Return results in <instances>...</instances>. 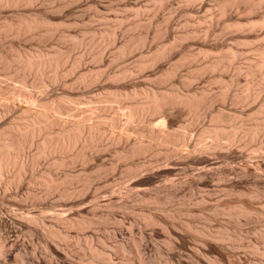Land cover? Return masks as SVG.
Here are the masks:
<instances>
[{
	"label": "bare ground",
	"instance_id": "bare-ground-1",
	"mask_svg": "<svg viewBox=\"0 0 264 264\" xmlns=\"http://www.w3.org/2000/svg\"><path fill=\"white\" fill-rule=\"evenodd\" d=\"M37 1L38 0H0V7L1 6L3 7L4 6H10V7L17 6L21 3L25 5H31L35 2L37 3ZM43 1H47L48 3V2H54L56 0H43ZM58 1L65 2L67 0H58ZM197 1L200 2L198 3L199 5L197 4L198 5L197 12H199L205 7L207 9V6H208L207 2L209 0H183L182 10H180L179 12L182 11L183 13L185 12L188 13L190 7L189 9H187V6ZM150 2H152L154 6L161 4L160 0L159 1L151 0ZM181 3L182 2H180L179 4ZM125 4L127 3L125 2ZM50 5L53 6L52 4ZM65 5H68V4H65ZM127 5H126V8H127ZM213 6L215 7V11L217 12L216 18L218 16V19L222 20L221 22L217 20H216L217 21L216 23L210 22L211 24L207 27L206 31L204 30L205 32L202 33V35L201 33L200 34L198 33L201 29L200 30L198 29L199 30L198 32L195 31L196 27H194L195 29L193 31H191L192 28L191 30H189L190 28L187 29L190 32L188 31L185 33L184 31V35L182 36L179 35V37L174 36L175 35L174 33L175 30H174L173 32L174 35L171 33V35H173V38L170 37L171 38L170 41L173 42V44H169L170 41L168 43L169 46H165V44L163 46L160 43V45L158 44L160 47H158V49L156 48V51L158 50L157 51L158 53L157 52L154 53L152 51L155 54L153 61H157V60L159 61L160 59L162 61V59H165L169 56L171 48L173 47L175 43L179 41L185 42V40L187 41L188 39H195V40L198 39V42H200L202 46L203 45L208 46L209 49L211 50H206L208 49L207 47L203 49L201 45H200L201 47L198 45V43L195 44V45H198V47L203 50L199 52L197 51V53L190 52V54H183V55L181 54L182 62L177 61L178 63H175V66L169 72H167L170 69V67L168 66L169 69L165 70L166 73H164V75H162L163 71H161L162 73L161 76H163V78L161 79H165V78L167 79L168 77L174 75L176 71H178L177 68L178 67L180 68L179 64L186 62V61L190 62V60L193 61L197 59L198 57L199 58L202 57L204 59L203 60L201 58L203 60V63H201L202 62L201 60L200 62L201 64L195 68V70L193 71L194 73L193 75L195 76L196 74L202 75V73H206V72H210L211 74L215 72L217 73L219 72V75H215L212 77V80H213L212 82L218 83L220 85V91L217 92L216 94L214 93L213 95L208 94L209 91L197 93L199 92L198 90H196V92L194 91V93H191V94L190 93L182 94L180 93L181 91L177 92L175 90L168 91V92H165V90L164 91L160 90L161 91L160 92L159 90L157 91L153 89H145V90L139 89V91L138 90L136 91L133 88H132L133 90L131 89L129 91H126L124 89L125 90L124 91L123 89H120L121 88L120 86H117V87L114 86L115 84H119L125 79L127 80L128 77L133 76V73L129 69L124 70L123 68L122 72L118 71V73L116 72V73L110 74L111 72L109 71V74H107L106 76H105L106 73H104V77H106V80L114 85L111 87L105 86L106 88L104 87L102 92L100 91L99 93L97 92L95 94H93L92 92L93 95L91 94L89 96H86L85 94V96L82 95L81 98H74L73 96L69 97L68 96L69 94L66 96L62 95L61 97H59L58 95V97H55L59 93L57 92L55 93V91H51L52 96H54L55 99L50 100V98H44L45 96H47V93H49L48 92L49 88L58 83L62 84L61 82L65 80V74H64L65 70L63 73L62 71H60V68L68 60V56L66 54L59 52V50L57 51L55 50L54 52L51 51L52 53L48 51H44V50L43 51L37 50L36 52L33 51V53H25L19 50L16 51L17 49L14 50L15 52H12L10 56H7V55L5 56V55L0 54V70L3 69L6 72V70H10L13 68L14 70L10 71L12 72L11 74L13 73L19 74V75L20 73L22 74V76L18 78L20 79L19 81L20 85L18 84L19 85L18 87H15L17 83L14 84L15 86L12 84L13 83V80H12V82L11 83L9 82V85H7L8 87L6 86L7 91L10 90V92L6 91L3 93L2 90H0V97H1L0 100L3 102L0 107V122H1L0 124L1 125L0 126L1 128L0 129V199H3L2 198L3 196L10 197L11 200L10 198L8 199L6 198L7 200H10V204L14 206H18L21 209L23 208L24 204L26 205L29 201L30 202H33V201L40 202L42 201V199L47 200L48 197L50 198V196H53V195H56L55 197H57L59 201L64 202V203L57 204L59 202L57 200L54 202H50V201L46 202L44 200L46 203L44 204L45 207L43 206L44 207L43 210L46 211L44 214L48 212V217H47L48 219L47 218L45 219L43 217L44 215L43 216L41 215V217L43 218L35 216L34 215L35 213L32 214L30 211L23 212L21 214V219H24L23 221L26 222V224L28 225L27 227L29 228L32 227L31 229H33L34 231L38 230L39 232H41V234L45 238L53 239L52 237H55L62 241H66L67 235L63 233L64 231L68 229L71 230V228L82 230V229L88 228L87 226L90 227L92 222L85 219V215L86 214L88 215L89 213L90 214L97 213V215L99 213L101 217L102 216L106 217L109 214L114 215L115 213L113 212H116V213L122 212V214L125 213L128 215L132 213L135 214L136 210H138L136 213L140 211L143 216H146V218L148 217V219H151V221L157 215H158L157 217L160 218V216L163 213H165L166 210L168 211V208H166V210H164L165 208H163L165 203H167L171 198L174 197L175 192L177 193V191L180 190L179 189L180 187L184 185H188L191 188H193L194 186L196 187L197 185H199V182H201V179L208 176L209 174H216L220 178L227 176L226 172L224 173L223 171L220 170L219 163L216 160H214L215 158H212L211 156L212 151L218 150L220 152L221 149H226L228 152L230 151L232 146L235 147L234 145L242 144V143L244 144L252 143L254 141H257V139L260 138V136L264 135V0H216ZM197 12H195V14H197ZM29 17L30 16L27 17L28 19H22L20 21L18 20L19 22L17 23L13 22L15 24H11V23L7 24L8 23L7 22L5 26L1 28L0 33H2L3 35H12L14 37L16 36V38L17 36L21 37V35H25V34H29L30 37L34 35H38L40 36V38L43 36L51 37V35L58 33L57 25L52 23V22H55L54 20H52L51 22L50 18L49 20L46 18L37 19L34 16H31L34 18H31V17L29 18ZM212 18H214V16ZM192 19H193V16H192ZM212 20L214 21V19ZM203 21L205 22V20ZM119 23H122V21ZM60 24L63 25V22ZM171 24H172V21H171ZM65 25L67 24H64V26ZM219 27H220V30L226 33L227 35H229L231 39L236 40L238 45H235V46L229 45L231 47H227L228 45H226L224 40L223 41L214 40L211 42L208 41L207 40L209 39L208 37H210V35L213 36V33L216 30H218ZM158 28L156 27L155 29H158ZM173 29L174 28H171V30ZM168 30H169V27H168ZM116 31L117 29L111 30L109 33H107V31L105 30V33H107V36L110 37L108 39L111 41V43H113V40L115 39L116 35L119 36V34H116ZM61 32L59 33L61 37L67 38L68 35L66 34L68 32L67 33L65 32L66 34H64V32L63 34H61ZM155 32H157V30L154 31V34ZM181 34H183V31ZM222 34H220V36ZM150 37H154V35L153 36L150 35ZM214 37L216 39V36ZM130 38L132 37L130 36ZM148 38L149 37L146 34L143 36V38L141 36L142 42H139V43L136 42L137 43L136 45H132L134 42H132L131 45L129 44V42H127L124 44L123 47L120 46V48L118 49L115 47L118 50V56L120 57V59L122 58L121 56L125 54V51L129 53L132 49H135L143 45L144 43H146L148 41L147 40ZM224 38L225 36H223V39ZM130 40L132 41V39ZM151 40L150 42H152ZM83 41H84V38H83ZM107 44L109 43H106V45ZM239 45H241L242 47H240ZM183 46L185 45L183 44ZM143 47L141 48L143 49ZM147 49H149V47ZM245 51L246 52L248 51L251 55L249 57L245 56V59L243 58L244 62H241V60H243L241 58L244 55H246ZM132 54H133V51H132ZM126 56H128V54ZM123 58H125V56ZM151 59H149V64L152 61ZM142 60H145V59L143 58ZM75 61H78V60H75ZM142 62H139L141 63L139 65L140 66L139 68L143 66L144 68H146L145 65H142ZM78 63H81V62H77L76 64ZM196 63H198L197 60H196ZM196 63H193V65ZM73 64H75V62ZM154 65H156V63ZM171 65L172 63L170 64V66ZM65 69H69V67L68 68L65 67ZM134 71L136 70L134 69ZM225 71L231 72L229 74L228 81L226 80V78L225 80L224 78H222V75H223L222 73ZM190 72L192 73V71ZM81 73H85V72H81ZM74 74L72 75L74 76ZM32 75L36 78L32 80H37V84L35 88L38 89L40 94L45 95L42 98L40 94H38L37 96L34 93L32 94V92L30 91L29 92L25 91L27 90V88H25L26 82H28V81H25L26 77L27 76L32 77ZM79 75H78L79 77L77 76L78 78L75 80V83L84 84L85 85L84 87L86 88L88 86V81L86 80L87 76L84 77V75H81V74ZM208 76H210V74ZM12 77H10V80L12 79ZM210 78L211 76L207 79H210ZM241 78H243L244 82ZM6 79H7V76H6ZM91 79H92V76H91ZM240 79L244 83L243 85H240L241 84ZM32 80H29V82ZM129 83H130V80H129ZM6 84L7 83H5V85ZM66 85H63V87ZM215 85L217 86V84ZM70 88H72V84L70 85ZM87 90L88 89H86V91ZM68 91H69V88H68ZM6 93L8 96L6 95L7 97H4ZM10 94L12 95L10 96ZM18 99L19 101L20 99H22L23 102L25 100L27 104H24V106L20 105L19 107L16 106V102ZM214 103H217V105L218 103H220L222 108L219 109L220 105H218V109L216 107L217 111L216 112L214 111L215 113H212L213 111L211 112L210 118H209L210 121H208L209 125H207L206 127H202L198 130L199 132L197 133L198 134L197 141L192 142V140L189 139L188 135L186 134L185 132L186 130H183L182 132L177 133V134L173 132L172 126L170 127L171 124L169 125V119L172 117V112L175 109H179V111L181 110L185 111L187 115L189 114L193 115L195 121H197L204 111L208 110V108H212L211 106H213ZM226 104L227 105L230 104V106L233 105V106H240V107L242 105H246L247 112L246 111L245 112L247 114L245 112L243 113L247 115V119H249L251 124L246 125L245 123L246 126L242 125L243 118L245 117L244 115L241 114L242 112L240 114L238 112H236L238 114L235 113L236 115H240V116L242 115L241 118L244 116L242 118V121L240 120L238 121L241 123V125H237L239 124L237 121H236L237 124L234 123L235 120L239 119L240 117L236 116L235 114L230 115V114H233L231 113L232 111L230 112V110H229V113H227L228 111L226 112V109L224 110V108L226 107ZM12 112H13V115L15 112H20V115H18V117L14 116V118L12 119L8 118L9 121L6 120L7 122H5L4 118L8 116V114L10 115V113ZM202 115H205V113ZM195 117L197 118V120ZM3 119L4 121L2 122ZM192 119H190L189 121H192ZM185 128L186 126H184V129ZM260 141H264V139L260 138ZM259 143H258L259 148L264 151V143L262 142H259ZM117 146H118V149H116ZM238 146H241V145H238ZM111 147L113 149L115 148L112 151L113 152L112 162L110 163L108 162L109 164L107 163L106 165H104L105 162L103 159H105L106 157L103 158L104 156L103 154L105 151L107 152L108 149H110L111 151L112 150ZM163 150L164 152H162ZM161 152L164 155L163 162L157 161L155 164H153L152 162H149L148 160H147L148 162L146 160H145L146 162H138V161L137 163H133L134 161L130 162L136 157L147 156L149 154L150 156L152 154L159 155V154H162ZM224 152L226 153V151ZM259 152L261 153V151ZM173 157L175 158V160L177 159L179 163H176V164L170 163L172 167H168V168L167 166L164 167L165 166L164 164L166 163V161H168V159L173 161L171 159ZM225 157H227V153ZM232 158H235V155ZM40 161L46 162L47 168L45 169V171L43 170L44 172L42 171L43 173H41L38 176H35L33 175V172H35V169L40 164ZM96 161L99 163L96 164L97 163ZM93 163H95V166L91 167L92 168L91 170H93V172L89 170L90 173L87 174L88 165L89 164L94 165ZM119 163L125 164L124 172L133 176V179L132 180L130 179V181H125V182H124V179H122L123 181L119 179L118 180L119 182H116L117 180L115 182L113 181L115 184L112 185V182H109L110 176L109 177L107 176L111 172L113 174V172L117 170V167L120 166ZM188 163H191L194 166H197V168L193 170L194 173L190 172V173H187V175L185 176L188 178V180H185L186 178H183L182 180V178L167 179L165 177L173 173L175 175L177 173L176 171L180 169L178 166L186 165ZM77 165H79V169L75 170V168L78 167ZM107 165L108 167H106ZM259 165L262 166L261 163ZM251 166H253V164ZM251 166L246 163L239 168L236 167L237 169L232 168L231 171L245 178L251 175V170H252ZM258 169L259 168L257 166V168L255 169V172H257ZM28 175L30 176L27 178ZM161 176L166 178L167 183H164V185L163 184L160 185L159 182L157 183L158 178ZM72 183L79 184V185H77L76 187H72L71 185ZM25 185H26V188L25 187L24 188L26 190L21 196H19V192H20L19 190L22 189L21 187ZM33 186L35 187L39 186L40 191L34 192L32 190ZM6 199H3V200L6 201ZM227 201L229 200H226V202ZM128 202H130V204ZM201 202L203 203V199H200L199 201H197V204H200ZM226 202L224 201L223 203L224 205L219 204L220 206L219 205L214 206L213 212L217 214L225 212V214H227L226 212L228 211V214L236 213L233 215L235 216L237 215V217L242 216L244 218H247L249 217L248 215H251V212L254 211L253 209L254 207L253 208L249 207V205L246 203L248 205L247 206L246 204H244L245 202L244 201L241 202V200H240L241 203H238L237 201L238 204L235 201L236 203L235 206H233L232 203L231 205L229 204V202H227L228 204ZM189 205H192V204H189ZM232 210H235V212H232ZM167 211H166V214L167 216L170 217V214H169L170 212L167 213ZM185 211H187V209H185ZM209 211H212V210H209ZM172 213L174 214V212ZM188 213H191V212H188ZM263 214L264 212H262L261 215ZM75 217H77L78 219H76ZM235 218L236 217H234V219ZM159 220L156 219L155 221L157 222ZM116 223L118 226L121 225L120 221H116ZM190 225H193L192 222ZM166 227L167 226H165V228ZM173 227L177 228V225L176 226L173 225ZM186 227H187V230L189 229L191 231V228L189 227V225H187ZM200 235L203 237L204 240L213 236L207 232L201 233ZM196 236L194 238L198 239ZM7 244L8 243L6 242V239H4L3 234H2V236H0V254H2L5 251V247L7 246ZM85 246H86L85 247L86 249L84 251L87 252L90 255V258L92 259L91 261H89L88 259V262H90V264H97L98 262H96V259L100 260L101 258L103 259L102 261H104V264H110L109 258L107 257V255L103 253L104 251L103 252L100 251L99 249H97L96 246L93 247L89 245V243H88V246L87 244ZM133 250H135L136 254L138 255L137 247H135V249ZM116 251H117V247H116ZM83 254L85 253L83 252ZM261 254L264 255V251ZM21 257H19V259ZM194 257L196 256L194 255ZM139 264H142V262H139Z\"/></svg>",
	"mask_w": 264,
	"mask_h": 264
},
{
	"label": "rangeland",
	"instance_id": "rangeland-1",
	"mask_svg": "<svg viewBox=\"0 0 264 264\" xmlns=\"http://www.w3.org/2000/svg\"><path fill=\"white\" fill-rule=\"evenodd\" d=\"M137 1H139V2H137ZM150 1L151 0H80V1L79 0H77V1L76 0H67V1L63 2V1L56 0L54 2H48L47 3V1L38 0L37 3L35 2L31 5H25V4L21 3V4L17 5L18 7L17 6H11V7L10 6H4V7L1 6L0 7V26H1L0 30H1V28H3L5 26V24L7 22H8L7 24H10V23L15 24L22 19H28L27 18L28 16H30V17L34 16L37 19H45V18L49 19L50 18L51 20L50 19L49 20L51 22H52V20H54L56 23L55 22H52V23L57 25V32L58 33L51 35V37L50 36H47V37L43 36L44 38L43 37L40 38V36H38V35H34V36L30 37L29 34L21 35V37L17 36V38H16V36L14 37L12 35H3L2 33H0V54L5 55V56L6 55L10 56L11 53L15 52L14 50H16V49H17L16 51L19 50V51L25 52V53H33V51L36 52L37 50L38 51L44 50V51H48V52H51V51L54 52L55 50L56 51L59 50V52L66 54L68 56V60H67L68 62L66 61L67 63L66 62L64 63V65H63L64 67L62 66L61 67L62 69L60 68V71H62L63 73L65 70V73H64L65 74V80H63V82H61L62 84L58 83V84L54 85L56 87L51 86L49 88V91H48L49 93H47V96L40 94L38 89L35 88V86L37 84V80H32V79H36L33 75H32L33 78L31 76L26 77L25 81H28V82H26V87H25V88H27V90H25L26 92L30 91V92H32V94L34 93L37 96H38V94H40L41 98L45 96L44 98H50V100L55 99V97H58V95H59V97H61L62 95L66 96L69 94L68 95L69 97L73 96L74 98H81L82 95L85 96V94H86V96H89L92 94V92H93V94H95L97 92L99 93L100 91L102 92V90L105 86L111 87L114 85V84H111L110 82H108L106 80V77H104V73H106L105 74V76H106L107 74H109V71L111 72L110 74H113L116 72L118 73V71L122 72L123 68H124V70L129 69L133 73V76L128 77L127 80L125 79L124 81L120 82L119 84H115L114 86H116V87L120 86L121 87V88L119 87L120 89H123V90L125 89L126 91H129L133 88L136 91L137 90L139 91V89L140 90H142V89L143 90L153 89V90H157V91L158 90L159 91L165 90V92L175 90L177 92L181 91L180 93H182V94H184V93L185 94H187V93L191 94V93H194V91L196 92V90H198L199 92H197V93L209 91L208 94H210V95L211 94L213 95L214 93L216 94L217 92H219L220 91V85L218 83L212 82L213 81L212 77L215 75H219V72L218 73L215 72L213 74H211L210 72L202 73V75H204V76H202L201 74H199V75L196 74V76L193 75L194 74L193 71L195 70V68L198 67L201 63H203L204 59L202 57H200V58L198 57L197 59H195L193 61L190 60V62L186 61V62L179 64L180 68L179 67L177 68L178 71H176V73L174 75L168 77L167 79L166 78L161 79V78H163V76H161V74L163 73L162 75H164V73H166L165 70L169 69L168 66L170 67V69L167 72H169L175 66V63H178L181 61L183 54H190V52L197 53V51L198 52L202 51L206 47L208 48L206 50H211V49H209L208 46H204V45L202 46L201 43L198 42V39H196V40L195 39H188L187 40L188 42L186 40H185V42L179 41L173 45V47H175V48H173V47L171 48L170 54L167 58L162 59V61L160 59L159 60L160 62L158 60L153 61L154 57H155L154 53L158 51V50L156 51V48L158 49V47H160L159 46L160 43L163 46H164V44H165V46H169V44H173V42H171L170 39L173 38L174 33H175V35H174L175 37H179V35L180 36L184 35V31L186 33L189 30H191V28H192L191 31H193L195 29L194 27H196L195 31L198 32L201 29L198 33L199 34L201 33V35H202V33H204L206 31L207 27L212 22L213 23H216L217 21L221 22L222 20L218 19V16L216 18L217 12L215 11V7L213 6L215 4L216 0H209L207 2L209 7L207 6V9H206V7L203 8L202 10H200L201 12L200 11L197 12V7L199 5L198 3H200V2L199 1L194 2V3H192L193 5L190 4L189 6H187V9H189V7H190L188 13L187 12L183 13L182 11L179 12L180 10H182L183 0H179V1L178 0H167V1L166 0H160L161 4L160 5L158 4L155 6ZM125 2L129 5L125 4ZM178 2L179 3L182 2V3L179 4ZM50 4H52L53 6H51ZM65 4H68V5H65ZM126 5H127V8H126ZM210 6H212V7H210ZM191 7H193V8H191ZM212 11H213V13H212ZM195 12H197V14H195ZM170 16H171V18H170ZM192 16H193V19H192ZM213 16H214V18H212ZM34 17H31V18H34ZM189 19H190V21H189ZM194 19H196V20H194ZM212 19H214V21ZM187 20L189 23L187 22ZM203 20H205V22ZM121 21H122V23H119ZM171 21H172L173 25L171 24ZM197 21L201 22L202 24L197 22ZM13 22H15V23H13ZM62 22H63V25L60 24ZM64 24H67V25L64 26ZM114 24L116 27L114 26ZM116 24L118 25V27ZM133 26L136 28H134ZM156 27L157 28L159 27V28L155 29ZM168 27H169V30H168ZM109 28H110V30H109ZM163 28H164V30H163ZM171 28H174V29L171 30ZM116 29H117L116 34H119V36L116 35L115 39L113 40V43H111V41L108 39L110 37L107 36V33H109L111 30H116ZM153 29H155V30H153ZM187 29H189V30H187ZM105 30L107 31V33H105ZM156 30H157V32H155V34H154V31H156ZM174 30H175V32H174ZM181 30L183 31V34H181L182 33ZM218 30H219V32H218ZM218 30L215 31L217 33H215V32L213 33V36L210 35V37H208L209 39H207V40L210 42L214 41V40L215 41H223L224 40L226 45H228L227 47L238 45L237 41L234 39H231V37L229 35L222 32L220 30V27L218 28ZM167 31H168V33H167ZM170 31H172V32H170ZM60 32H61V34H63V32H64V34H66L68 32L66 34V35H68L67 38L61 37V35L59 34ZM103 32H104V34H103ZM141 33H142V35H141ZM171 33L173 35H171ZM137 34H138V36H137ZM146 34L149 38L147 39L148 41L143 44L144 47H143V45H141V46L137 47L138 49L135 48V49H132L131 51L129 50L130 51V52L128 51L129 53H127L125 51V54L123 56H121L122 58L120 59V57L118 56V50H117L118 48H120V46L123 47L124 44L127 42H129L130 45L132 44V42H134L132 45H136L137 43L142 42L141 36L143 38V36ZM152 34L154 35V37H150V35L153 36ZM168 34H170L171 36ZM215 34H217V35H215ZM220 34H222L221 35L222 37L220 36ZM58 36H60V37H58ZM130 36L132 38H130ZM133 36L136 38H134ZM166 36L168 37V39ZM214 36H216V39ZM223 36H225L224 39H223ZM128 37H129V39H128ZM83 38H84V41H83ZM126 38H127V40H126ZM150 38L151 39L154 38V39L151 40ZM130 39H132V41ZM106 40H107V42H106ZM150 40L152 42H150ZM169 41H170V43H169ZM190 41H191V43H190ZM102 42H103L104 46H103ZM105 42L109 43V44L106 45ZM197 43L199 46L201 45L203 49L199 48L198 45H195ZM100 44H101V46H100ZM145 44H146V46H145ZM166 44H168V45H166ZM183 44L185 46H183ZM111 45H113V46H111ZM229 45H231V46H229ZM176 46L179 48H177ZM239 46L242 47L241 45H239ZM113 47L114 48L116 47L117 49L115 48V50H114ZM141 47H143V49ZM148 47H149V49H147ZM181 50L183 53L181 52ZM100 51H102V52H100ZM132 51H133V54H132ZM127 54L129 57L126 56ZM245 54L246 55H244L241 59H243V58L245 59V56L249 57L251 55L248 51ZM124 56H125V58H123ZM143 58L145 60H142ZM119 59H120V61H119ZM149 59L152 60V61L150 60L151 61L150 64H149ZM168 59H169V61H168ZM178 59H180V60H178ZM244 59L241 60V62H244ZM75 60H78V61H75ZM196 60L198 63H196ZM201 60H202V62H201ZM85 61H86V63H85ZM142 61L144 62V64ZM74 62H75V64H73ZM77 62H81L82 64L81 63L76 64ZM139 62H142V65H145L146 68H144V66L139 68L140 67L139 65L141 64ZM192 62L196 63V64L193 65ZM152 63H153V65L156 63V65L153 66ZM171 63H172V65L170 66ZM191 66L193 69L191 68ZM65 67H67V68L69 67V69H65ZM71 67H73L74 69ZM130 68H132V69H130ZM134 69L136 71H134ZM12 70H14V69L12 68L10 70H6V72L3 69L0 70V80H1L0 81V90H2L3 93L7 91L6 86L9 85V82L11 83L12 80H13V83H12L13 85L17 83L16 86L14 85L15 87H18L20 85V83H19L20 79H18V78H20L22 76V74L21 73H20V75L14 74V73L11 74L12 72H10V71H12ZM8 71H9V73H8ZM90 71H91V73H90ZM161 71H163V72L161 73ZM190 71H192V73ZM2 72H4V73H2ZM74 72H75V74H74ZM81 72H85V73H81ZM230 73L231 72H226V71L223 72L222 73L223 75L221 74L222 78H224V80L226 78V80L228 81ZM72 74H74V76ZM79 74L84 75V77H86V76L88 77V78L86 77V80L88 81V86L86 88L84 87L85 86L84 84L75 83V80L80 76ZM209 74H210L211 78L207 79L210 77V76H208ZM191 75H192V77H191ZM6 76H7V79H6ZM12 76H14V77H12ZM91 76H92V79H91ZM95 76H96V78H95ZM10 77H12L11 80H10ZM67 77H68V79H67ZM193 79H194V81H193ZM241 79L243 80V78H241ZM29 80H32V81L29 82ZM129 80H130V83H129ZM242 80L240 81V83H241L240 85L244 84L243 83L244 80H243V82H242ZM34 81H36V82H34ZM183 81H184V83H183ZM94 82H96V83H94ZM5 83H7V84L5 85ZM90 83H91V85H90ZM71 84H72V88H70ZM215 84H217V86ZM63 85H66V86L63 87ZM73 85H74V87H73ZM33 86H34V88H33ZM68 88H69V91H68ZM86 89H88V90L86 91ZM204 89H206V90H204ZM51 91H55V93L57 92L59 94H57V95L55 94L56 96L54 97V96H52ZM7 92H10V90ZM6 95H7V93L5 94L4 97L8 96V95L7 96ZM11 95L12 94H10V96ZM40 96H39V98H40ZM2 103L3 102L1 101L0 107H1ZM24 104H27V103L25 102V100L23 102L22 99H20V101L18 99L16 102V106H18V107L20 105L24 106ZM216 105H217V103H214L213 106H211L212 108H208V110H206L204 112L202 111L203 112L202 114L205 113V115L201 114V116L199 117L200 119L198 118V120L195 117L197 121H195L193 115H190V114L187 115V113L185 111H182L181 109H180L181 111H179V109H175L172 112V117L169 119V125L171 124L170 127L172 126V130L175 134L180 133L183 130H186L185 132L188 135L189 139H191L192 142L193 141L195 142V141H197V138H198V134H197L199 132L198 130L202 127H206L207 125H209L208 121H210V119H209L210 114L212 111H213L212 113H215L217 111L218 105H220V103H218L217 106ZM244 106H245V108H244ZM216 107H217V109H216ZM226 107L227 108L230 107V108L227 109ZM226 107L224 108V110L226 109V112L228 111L227 113H229V110H230V112L232 111L231 113H233V114H230V115H234L236 112H238L239 114L242 112L241 114L245 116V117L243 116L245 119L242 117L243 118V123H242L243 126L245 125V123H246V125L251 124L249 119H247L246 105H242L240 107V106H233V105L230 106V104H228V105L226 104ZM232 107H234V108H232ZM242 107H243V109H242ZM220 108H222L221 105L219 106V109ZM231 108H232V110H231ZM233 109H234V111H233ZM243 112H245L246 114H244ZM238 113H236V114H238ZM18 115H20V112H15L14 115H13V112L10 113V115L8 114V116H6L4 118L5 122H7L6 120H8V118L12 119V118H14V116L18 117ZM236 116H239L240 118L235 120L234 123H236V121L238 122L239 120L242 121V118L240 115H236ZM4 119L2 120V122L4 121ZM190 119H192L193 122L189 121ZM170 121H171V123H170ZM238 123L239 124H237V123L236 124L241 125L240 122H238ZM0 124H1V122H0ZM190 125H191V127H190ZM184 126H186L185 129H184ZM260 138L264 139V135L260 136ZM260 138L257 139L258 143L259 142L264 143V141H260ZM257 141H254L252 143H246V144L242 143V144L234 145L235 147L232 146L233 148L231 147L230 151H228V152L226 149H221L220 152L218 150L217 151L214 150L215 153H214V151H212L211 152L212 158H215L214 160H216L219 163L220 170L223 171L224 173L226 172L227 176L220 178L216 174H209L208 176L202 178L203 180L201 179V182H199V185H197L196 187L194 186L193 188H191L188 185H184V186L180 187L179 188L180 190L178 189L179 191H177V193L175 192L174 197L171 198L167 203H165V205L163 207V208H165L164 210H166V208H168V211L167 210L166 211H167V213L170 212L169 213L170 217L167 216L166 211L161 216L159 215L160 218L157 217L158 215L155 216L154 219L152 218L154 221L153 220L151 221V219H148V217L146 218V216H143L140 211L138 213H136L138 210H136L135 214L132 213V214H128V215L125 213H124L125 214L124 215V214H122V212H120V213L113 212V213H115L114 215L109 214L106 217L102 216L103 219L99 213H98V215H97V213L96 214H93V213L90 214L89 213L88 214L89 216L87 214L85 215V219L92 222L91 223L92 226L91 225H90V227L87 226L88 228L82 229V230L78 229L79 231L76 228H74L75 230L73 228H71V230L68 229L69 231L68 230L64 231L63 233H65L67 235L66 236L67 240H68V241L66 240L67 243H66V241H62V240L55 238V237H52L54 240L50 239V238H45L41 234V232H39L38 230H37L38 231L37 232V231H34L33 229H31L32 227H30V228L27 227L28 225L26 224V222L23 221L24 219H21V214L25 211H30L32 214L35 213L34 214L35 216H38L40 218L44 217L46 219L48 217V212L46 213L47 215L44 214L46 212L45 210H43L45 207L44 204L47 201H50V202H54L56 200L59 201L58 198L55 197L56 195H53L55 197V199L53 196H50V198L48 197L47 200L44 199L46 202L43 199L40 202L39 201H33L34 203L29 201L30 203L28 202L26 205L24 204V206L22 208L23 210L21 208H19L18 206H14V205L10 204V200H11L10 197L3 196L2 197L3 199L10 198V200L6 199V201L9 203L8 204L5 200L0 199V236H2V234H3L4 239H6V242L8 243L7 246L5 247V251L2 254H0L1 255L0 264H20V262H21V264H24V263L25 264H90V262H88V259H89V261H91L92 259L90 258V255L84 251L86 249L85 245L87 244V246H88V243H89V245H91L93 247L96 246L97 249H99L100 251H102V252L104 251L103 253L105 255H107V257L109 258L110 264H111V262H112V264H139V262H142V264H264V255L261 254L264 251V236H263L264 235V214L261 215L262 212H264V158H263L264 157L263 156L264 151L259 148L260 143L258 144ZM255 143H257V144H255ZM238 145H241V146H238ZM247 145H249V146H247ZM256 145L258 148L256 147ZM118 146H120V145H118ZM118 146L116 147V149H118ZM114 149L112 148L111 151H110V149H108L107 152L105 151L104 154L102 153L104 155L103 158H105V157L107 158V159L105 158L107 162L105 161V159H103L105 162L104 165H106L108 162L109 163L112 162V155H113L112 151ZM257 150H258V152H257ZM224 151H226L227 157H225L226 153ZM259 151H261V153ZM162 152H164V150ZM162 155H163V153L159 154V155L152 154L151 156L149 154V155H147L149 157H147V156L136 157L137 159L134 158L130 162L134 161L133 163H137V161L138 162H146L148 160L149 162H152L153 164H155L157 161L158 162L164 161V159H163L164 155L163 156ZM234 155H235V158H232ZM158 156H159V158H158ZM144 157H145V159H144ZM108 158H110V159H108ZM171 159L173 161L168 159V161H166V163L164 164L165 165L164 167H166V166H167V168L172 167L171 164L179 163V161L177 159H176L177 160L176 161L174 157ZM244 160H246V161H244ZM169 161H171V162H169ZM45 163L46 162H44V161H40V164L35 169L36 173L33 172V175L38 176L41 173H43L45 171V169L47 168V166H46L47 163L46 164ZM98 163L99 162H97L96 164H98ZM246 163L249 164L250 166L253 164V166H251V168H252V170L253 169L254 170L253 171L251 170L250 176L244 178V177L240 176L239 174L233 173L231 171L232 168H236V167L239 168ZM260 163L262 166L259 165ZM43 164H45V165H43ZM93 164L94 165H92V164L88 165L87 174L90 173L89 170L92 169L91 167L95 166V163H93ZM119 164H120V166H119ZM119 164H118L119 167H117L118 171L116 170L115 172H113V174L111 172L110 173L111 175L108 174V176H107V177L110 176L109 182H112V185L115 184L114 182L116 180H117L116 182H119L118 181L119 179L121 181H123L122 179H124V182L130 181V179L131 180L133 179V176L124 172L125 164H123V163H119ZM192 165L193 164H191V163H188L186 165H180L181 167L178 166L180 169H178L176 171L177 175L176 174L174 175V173H173V174H171L169 176H165V177L167 179H171V178L172 179H174V178L180 179V178H182V180H183V178H186L185 180H188V178L185 177L187 175V173H190V172L194 173L193 170H195L197 168V166H194V165L192 166ZM43 166H45V167H43ZM77 166L78 167H76L75 170L79 169V165H77ZM257 166L259 169L257 170V172H255V169L257 168ZM106 167H108V165ZM91 171L93 172V170H91ZM228 174H229V176H228ZM29 176L30 175H28L27 178ZM122 177H124V178H122ZM163 178H164L163 176L159 177L157 183L159 182L160 185H162V184L164 185V183H167L166 178H164V179ZM160 180H161V182H160ZM71 185H72V187H76L79 184L72 183ZM24 187L26 188V185L22 186L21 187L22 189L19 190L20 191L19 196H21L24 193V191L26 190ZM37 188H38V190H37ZM32 190L34 192H39L40 188H39V186H36V187L33 186ZM199 198L203 199V203L201 202L200 204H197V201L200 200ZM223 200L225 202H226V200H229L227 202H229V204L232 203L233 206L236 205L237 201H238V203H241L244 201L245 202L244 204L247 203L249 205V207H252V208L254 207L253 209L256 212L252 211L251 215H248L249 217H247V218H244L242 216L237 217V215L236 216L233 215L236 213L228 214V211L226 212L227 214H225V212L218 213V214L213 212L214 206H217L219 204L224 205ZM240 200H241V202H240ZM235 201H236V203H235ZM55 203H57V202H55ZM59 203H64V202L59 201L57 204H59ZM128 203L130 204V202H128ZM189 204H192V205H189ZM198 205H199V207H198ZM177 209L179 212L177 211ZM183 209H184V211H183ZM185 209H187V211H185ZM199 209L200 210L203 209V210L200 211ZM209 210H212V211H209ZM172 212H174V214ZM188 212H191V213H188ZM232 212H235V210H232ZM260 212H261V214H260ZM256 213H257V215H256ZM223 214L226 216H224ZM41 215L42 216L44 215V216L41 217ZM17 216L19 217V219ZM230 216H231V218H230ZM90 217H92V218H90ZM234 217H236V218L234 219ZM75 218L78 219L77 217H75ZM87 218H89V219H87ZM237 218L238 219L241 218V219L238 220ZM156 219L157 220L161 219V220L156 222L155 221ZM116 221L121 222L120 226L122 228L117 225ZM146 222H148V223H146ZM168 222H170V223H168ZM191 222L193 225H190ZM22 224H24V225H22ZM164 224H166V225H164ZM173 225L174 226L177 225L178 229L176 227H173ZM187 225H189V227L191 228V231L189 229L187 230V227H186ZM165 226H167V227L169 226L168 229H167V227L165 228ZM31 230H33V231H31ZM35 232H37V233H35ZM196 232H197V234H196ZM206 232L209 233L210 235H213V236L204 240L200 234L206 233ZM198 235H200V236H198ZM195 236L198 239L194 238ZM220 236H221V238H220ZM215 237H217V238H215ZM225 237H226V239H225ZM83 238L86 239L87 241L84 240ZM50 240H52L53 242ZM60 242H61V244H60ZM82 245H84V246H82ZM121 245H122V247H121ZM10 246H11V248H10ZM133 246H134V248H133ZM116 247H117V251H116ZM135 247H137L138 255L140 256V258L136 254V251L133 250V249H135ZM70 248H71V250H70ZM131 248H133V249H131ZM77 250L79 251V253ZM82 251L85 254H83ZM122 252H123V254H122ZM194 255L197 258L194 257ZM87 256H88V258H87ZM123 256H125V257H123ZM190 256H191V258H190ZM19 257H21V258L19 259ZM190 259H192V260H190ZM18 260H20V261H18ZM100 260L96 259V262H98L97 264H104V261H102L103 259L101 258ZM258 260H260V261H258ZM99 261H100V263H99ZM137 261H138V263H137ZM193 261H194V263H193Z\"/></svg>",
	"mask_w": 264,
	"mask_h": 264
}]
</instances>
